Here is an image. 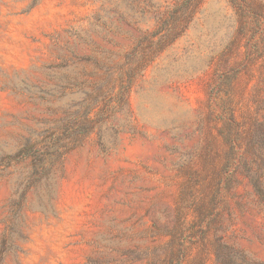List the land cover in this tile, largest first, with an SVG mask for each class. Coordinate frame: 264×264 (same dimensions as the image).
Masks as SVG:
<instances>
[{
    "label": "rangeland",
    "instance_id": "rangeland-1",
    "mask_svg": "<svg viewBox=\"0 0 264 264\" xmlns=\"http://www.w3.org/2000/svg\"><path fill=\"white\" fill-rule=\"evenodd\" d=\"M258 7L254 26L243 13ZM263 34L264 0H0V244L14 226L0 264H157L152 253L169 237L153 225H174L179 167L190 157L200 167L218 76L240 70L237 107L264 120V53L246 60ZM128 56L152 63L134 79L118 117L126 126L107 152L92 133L35 185L29 160L1 162L81 100L66 81L90 91ZM235 179L217 233L264 264V204L242 173Z\"/></svg>",
    "mask_w": 264,
    "mask_h": 264
},
{
    "label": "trees",
    "instance_id": "trees-1",
    "mask_svg": "<svg viewBox=\"0 0 264 264\" xmlns=\"http://www.w3.org/2000/svg\"><path fill=\"white\" fill-rule=\"evenodd\" d=\"M260 9L258 7L243 15L247 19L250 15L255 19L254 26H258L257 21L262 16ZM254 43L247 52L249 65L264 53V34L260 42ZM258 43L262 45L257 46ZM151 63L149 57L136 60L134 56H128L119 68H107L105 80L93 84L90 91L81 90L86 86L84 81H66L63 90L71 92L80 88L81 100L71 105V109L63 110V117L53 127L46 128L40 136L26 139L15 154L5 156L1 162L10 166L29 160L31 171L28 179L35 185L49 179L53 166L61 163L92 133H96L101 151L107 152L110 140H114L126 126L118 117L129 107L133 81L142 76ZM239 73L240 70L236 69L223 73L213 85L210 98L216 100L219 111L215 112L209 104L207 119L212 126L202 141L204 150L200 167H192V157L179 167L182 185L175 207L174 225L162 229L153 225L169 240L153 251L151 263L206 264L213 259L216 264H255L247 262L217 233L218 209L236 182V173L244 175L254 195L264 204V120L259 122L246 117L245 111L238 109L234 100V82ZM108 136L109 141L106 139ZM22 200L23 195L13 202V217L18 215ZM13 230L12 224L5 228L0 256L13 247ZM193 250L196 253L192 256Z\"/></svg>",
    "mask_w": 264,
    "mask_h": 264
}]
</instances>
